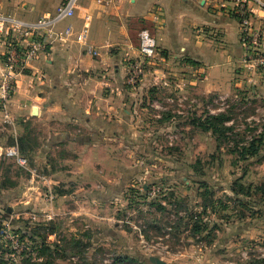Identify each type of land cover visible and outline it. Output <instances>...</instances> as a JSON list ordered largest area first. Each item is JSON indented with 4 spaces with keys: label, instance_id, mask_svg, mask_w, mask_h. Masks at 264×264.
<instances>
[{
    "label": "rangeland",
    "instance_id": "1",
    "mask_svg": "<svg viewBox=\"0 0 264 264\" xmlns=\"http://www.w3.org/2000/svg\"><path fill=\"white\" fill-rule=\"evenodd\" d=\"M261 50L210 94L199 91L201 76L155 74L158 56L141 77L128 65L118 86L132 94L124 106L96 115L92 131L85 120L75 128L54 118L53 132L67 131L69 139L54 136L52 146L42 124L17 130L11 101L12 124L0 116V264H85L68 257L74 243L83 244L76 252L91 264H264V146L257 155L241 149L264 132ZM219 112L234 127L220 149L208 129ZM15 146L26 165L6 155ZM200 183L222 200L219 215L201 208V197L209 196ZM154 200L166 214L149 207ZM175 201L186 207L178 213L186 222L199 216L201 233L191 220L177 242L170 229L145 239V220H177ZM45 241L60 245L53 259Z\"/></svg>",
    "mask_w": 264,
    "mask_h": 264
},
{
    "label": "crops",
    "instance_id": "2",
    "mask_svg": "<svg viewBox=\"0 0 264 264\" xmlns=\"http://www.w3.org/2000/svg\"><path fill=\"white\" fill-rule=\"evenodd\" d=\"M65 1L0 0V19L35 23L54 15ZM253 12L264 40V11L254 8ZM68 28L71 36L54 42L44 58L30 62L18 77L10 107L17 130L25 122L42 124L49 146L54 136L69 139L67 131L53 132L54 118L69 121L75 128L85 120L92 131L96 115L112 116L124 106L132 94L119 92L118 86L127 66L140 58L141 35L146 29L157 41L159 56L154 67H158V76H201L196 81L199 91L210 94L223 85L222 76H240L238 70L242 69L239 22L220 11L217 3L79 0L75 15L53 27L54 39ZM2 29L0 24V71L6 42ZM91 139H95L92 133Z\"/></svg>",
    "mask_w": 264,
    "mask_h": 264
},
{
    "label": "built area",
    "instance_id": "3",
    "mask_svg": "<svg viewBox=\"0 0 264 264\" xmlns=\"http://www.w3.org/2000/svg\"><path fill=\"white\" fill-rule=\"evenodd\" d=\"M79 0H66L55 10L54 15L41 18L35 23H24L8 19H0L2 30H6L5 52L2 57L3 69L0 71V116L4 123L12 124L9 112V104L16 93L18 77L23 74L30 62L44 58L53 43L61 41L63 37L71 36L68 28L63 36L56 35L53 27L75 15V9ZM119 1V0H117ZM211 4L217 3L219 10L235 18L240 25L241 45L245 50L244 62H251L253 56L262 51L263 31L256 27L254 8L264 11L263 0H204ZM94 55H98L94 53ZM159 56L157 41L153 33L146 29L142 32L140 42V59L130 64L136 76H144L147 65ZM264 64V54L258 60ZM6 155L14 158L16 162L24 166L27 160L21 156L18 146L6 150Z\"/></svg>",
    "mask_w": 264,
    "mask_h": 264
},
{
    "label": "trees",
    "instance_id": "4",
    "mask_svg": "<svg viewBox=\"0 0 264 264\" xmlns=\"http://www.w3.org/2000/svg\"><path fill=\"white\" fill-rule=\"evenodd\" d=\"M230 120H231V118L226 113H222V112L211 115L209 117L208 129L210 131H212L213 134H215V136L217 137L219 149L222 146V144L227 143V141L229 140V136H228L229 132L234 131L233 126L228 127L226 125L228 122H230ZM263 146H264V132H263L262 136H260L258 139L252 140L251 142H249L245 146H243V148H241V149L243 150V153H246L245 155H247L248 153H252L254 155H257ZM22 150L23 149L21 146V152H22ZM243 159H246V158H243ZM200 186H201V189L202 190L204 189L205 193L209 196V197H204V196L201 197L202 198L201 208H203L204 210L205 209H213V210H215L214 214L219 215L220 211L218 212V210L225 207L223 205L222 200L215 196V194L210 190V187L207 183H200ZM233 193L235 195H237L238 191L236 189H234ZM259 193L261 195L260 201L263 202V204H264V184L259 188ZM173 206L175 207V212H177L176 215H178V213L185 210V208H186V207H184V204L182 203V201H179V202L175 201ZM149 207H156V211L161 213V214L167 213L166 208H164L163 206H160L158 204V200H154L152 203H149ZM151 215L152 214H150V216ZM142 217H143V215H142ZM188 219L189 220L186 222L187 218H184V217H181L178 215L177 220L174 223L166 221L164 225H162L160 223V221H158L157 219H147V220H145V223L139 227V229H140V232L143 235V237L147 240L150 239L149 238L150 231H156V232L161 233L165 229H170L171 231H173V238H174L175 242H177L180 240L179 231L184 229V228L189 227L191 220L197 221L196 222L197 225H195V228H194V232L196 235L201 233V231L203 230L202 229L203 227L201 226V221H200L198 215H194V216L190 215L188 217ZM51 232L55 233L54 230H51ZM82 246H83V244H81V243H74V245L72 247V252H71L70 256H68V257H72V258L81 257L83 259V263L91 264V263H89V260L86 258V253L80 254V256H78L76 251L80 250V247H82ZM43 247H44L43 248L44 251H47L53 259V256L56 255V253L54 251H55V249H59L60 245H58V244L51 245L45 241V242H43ZM53 247L55 248L54 250L52 249ZM124 259H127V258H117V260H124Z\"/></svg>",
    "mask_w": 264,
    "mask_h": 264
},
{
    "label": "water",
    "instance_id": "5",
    "mask_svg": "<svg viewBox=\"0 0 264 264\" xmlns=\"http://www.w3.org/2000/svg\"><path fill=\"white\" fill-rule=\"evenodd\" d=\"M156 264H165L162 261H157Z\"/></svg>",
    "mask_w": 264,
    "mask_h": 264
}]
</instances>
